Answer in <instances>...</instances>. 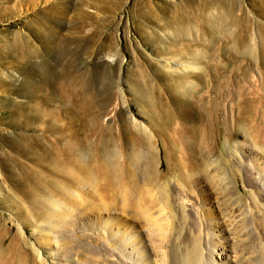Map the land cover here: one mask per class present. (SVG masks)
<instances>
[{
  "label": "rangeland",
  "instance_id": "1",
  "mask_svg": "<svg viewBox=\"0 0 264 264\" xmlns=\"http://www.w3.org/2000/svg\"><path fill=\"white\" fill-rule=\"evenodd\" d=\"M70 33L80 38L76 46L82 54L77 61L60 60L63 67L74 61L71 74L80 79L69 87L81 94L69 103L54 101L36 84L42 82L46 55L63 49ZM243 77H264V0H0V235L5 239L0 264H134L132 247L116 245L111 234L117 231L140 241L138 252H147L148 264H163L170 243L180 242L177 230L185 214L200 223L203 234L195 235L204 246L219 245L215 263L236 264L233 228L242 216L236 212L240 217L233 222L232 213L221 211L217 168L228 176L232 166L238 169L241 193L234 191L230 200L236 210L255 197L243 182L248 160L223 139L205 163L198 157L200 127L192 131L181 123L176 133L168 128L179 127L174 99L232 91L226 112L206 104L209 124L222 135L223 128H231L263 154L261 138L254 142L257 103L235 90ZM261 95L264 99V87ZM214 112L220 115L213 119ZM92 124L108 126L118 143L104 137L92 151L86 141ZM72 132L82 147L70 149ZM152 144L162 175L154 191L167 197L170 234L161 197L153 194L151 202L134 207L133 217L128 204L135 186L128 172L144 171L141 154ZM93 157L97 162H90ZM189 175L202 181L187 192L190 202L180 197V179ZM139 177L137 188L144 185ZM205 209L213 212L216 228L222 224L219 234L200 215ZM12 244L19 254L8 248Z\"/></svg>",
  "mask_w": 264,
  "mask_h": 264
},
{
  "label": "bare ground",
  "instance_id": "2",
  "mask_svg": "<svg viewBox=\"0 0 264 264\" xmlns=\"http://www.w3.org/2000/svg\"><path fill=\"white\" fill-rule=\"evenodd\" d=\"M75 34L81 35L80 33H75ZM66 39H67V42H66V45H64L63 49L59 47L53 48V51H50V53L46 55L47 60L42 62V64L40 65V69L42 70V73H43V78L40 79L42 80V82L39 85L36 84L37 86L36 88L41 89V90H44L47 88L49 95L52 94V96L55 97L54 101L60 99V100H64L65 102L68 101L70 103V100L76 99L77 96L81 94V92H79L78 90L77 92H75V89L70 90L71 87L69 86H73L74 82L76 81L80 82V79L76 78L77 75L71 74V71H74L76 69V66L74 65V61L68 59V61L64 64L65 67H63L61 65L60 60H61V57L70 56L72 58H75V61H77L81 57L82 53L80 50H77L78 46H76L80 44L79 37H74L73 34L70 33ZM72 45L74 46L72 47ZM50 60H53L54 62L51 64L49 62ZM30 66L34 67L32 63ZM58 67H60V69H58ZM71 76L74 77L73 80H69V78L71 79ZM247 79L248 78H245V77H243L242 79H238L235 90L238 93L246 92V94L252 97L253 100L257 103V109L258 108L259 109L256 112V116L254 119L255 123L253 125L254 126L253 130H255L254 132L255 141L254 142L256 144V139L259 140V138H261L262 141L259 143L264 150V99L261 95V90L264 87V77H259L255 79L252 78L251 81L249 80L247 81ZM25 84H26V81L23 82V85ZM239 84H241L242 87H240ZM78 86H79L78 89L81 90L82 84L78 83L77 87ZM206 86L207 87L209 86V82L206 83ZM68 87H69V90L67 93H65ZM245 87L247 90L244 89ZM229 90H233V88ZM231 92L232 91L224 90L222 94L212 95L209 91H206L205 93L201 94L199 97H191V98L187 97V99L181 97L179 99L178 98L174 99V103H175L174 107L175 106L177 107L176 116H177L179 127L174 128V129H170V128L168 129L174 130L176 133L177 129L182 128L181 123H185V125H187L185 126V128H187L188 130H192V131H195L197 130V127H200L203 131V134H202V139H201L202 148L200 149V151H198V157H199V160L204 161L205 163H207L209 160H211L212 157H214L215 150L220 149V144L223 139H225L229 144L235 143L236 146H234V152L241 154V156L243 155V157H245L248 160L247 165H249V168H247L248 167L247 165H245L246 167L244 166V168H242L243 172L245 173L243 182L244 184H247L248 187L255 190V197H252L249 203L243 202L242 205H239V207L235 210L232 206V203H230V200L235 195L234 191L241 193V188L239 186V180H238V176H239L238 171H237L238 169L232 166L231 171L233 172V174L231 176H228V173L226 172L225 168L220 169L218 167L217 169H218L219 180L217 181V186L219 189L218 191H220L219 195L221 197L219 204L221 203L220 208L225 207L221 209L222 212H225L226 210L229 212L228 215L232 213V218L235 216L236 212H240V215L242 216L241 219L237 222L238 223L237 226L233 228L235 232L234 234L236 237V243L234 244V247H235L234 257L236 260V264H264V214H263L264 213V153L260 154L258 151L254 149L252 150L250 148V145L247 143L246 139H244V136L238 135V139H237L234 136V133L231 128L229 127L223 128L222 130L225 131L226 135H222L220 131H219L220 133L214 131L211 125L209 124L211 122L210 108L207 107L206 104H210L211 102L214 105L218 104L226 112V106L229 103V93ZM153 104L151 105L153 106ZM219 115L220 113L214 112L213 119L215 117H218ZM173 116L171 119L174 118ZM120 134H121V137L124 135L123 133H120ZM75 135H76L75 132L74 134L73 132L70 134L71 139L74 138L75 140L73 146H71L70 148L71 150L74 148L76 144L78 147H82V142L78 141V137H76ZM104 137H106L107 140L113 145H116L118 143V137L112 135V132L108 126L100 127L99 125L92 124L89 128V134H88V138L86 141L89 145H92L91 146L92 151H97L99 150L97 148H99V144L102 141V139H104ZM93 138L94 140H92ZM181 138L182 139L184 138L183 135H181ZM180 146L182 147V145ZM188 147L189 145H187V148ZM155 150L156 148L152 144L148 151H142L143 154H141L142 155L141 158L144 161V171H142L141 174L136 172V169H131L130 172H128V176L130 175V178L135 184V186L133 187L130 186L129 192L131 195L129 196H131V198L129 199L130 201L128 200L129 201L128 204L130 205V207H133V208L137 207L139 209V205H141L142 203H145L148 201L151 202L153 194L161 197L162 198V201H161L162 211L167 213V216H168L166 234H170L172 232L173 225H172V222L169 221V217L171 219L172 214H171L170 208L168 207V200H166L167 197L166 195L161 194V191L159 189L154 191V188L156 187V185L160 182L162 178V175L160 172L161 165L160 163H158L160 161L156 160V155L154 154ZM183 151L185 150L183 149ZM251 153H252V156H251ZM251 157H253V159ZM90 162H94V163L97 162V157L96 158L93 157L92 159H90ZM247 173H249L250 178L246 176ZM139 176L142 177V182L144 185L141 186L140 188H137L138 186L137 183L140 181L137 178ZM188 178L189 179L186 181H184L183 179H180L182 183V188H183L181 189L182 191H180V197L184 199L186 198L187 195L190 196V194H187V192L190 193V188L194 187L193 189H197L198 186H200L202 182L199 179H195L196 176L189 175ZM233 182H234V186H232ZM152 183L154 184V186L152 185ZM186 184L188 185L187 188H185ZM208 199L209 198L202 197V204H206V203L208 204ZM125 202L127 203V200ZM129 205H126V206L128 207ZM137 208L133 209L134 210L132 213L133 215L131 214L132 217L137 215ZM199 211H200V215L203 216L204 219L206 220V225L209 227L215 228V231L213 233L217 232L219 234L222 228V224L221 225L219 224L217 226L218 228H216V222H214L215 218H214L213 212L210 211L209 209L199 210ZM199 211H198V215H199ZM259 214H261V216H259ZM240 215H238L237 217H234L233 222L238 220L237 218H239ZM74 224L76 223L74 222L72 225H69L68 227L70 226L72 227ZM199 224L200 223H198L197 218H194V217L190 218L189 216H186L185 214V217H183V220L181 221L180 226L177 230V235H178L177 239L180 240V242L174 245H172L173 242L171 243L169 242L171 244L169 245L170 249L167 254L166 253L163 254L165 255L163 256V259L161 261L163 262V264H217L215 263L216 258L215 259L214 257L212 258V255L215 249H217L219 245L215 246L216 248L214 247L215 248L214 250H212L213 247L211 246V244H209V242L205 243L207 245L208 244L210 245V246L205 245L208 248L204 246V240H202L203 242H201L202 238L198 235H195L196 231L201 230V229L199 230V226H200ZM202 226L204 228L202 229L205 230L206 227H204V224ZM162 228L163 227H161V229ZM207 230H208V227H207ZM159 231L162 232V230H159ZM64 232L67 234L68 231H64ZM111 235L116 238V245L121 247L122 250H124L125 248L130 249V247H132L131 250H133L136 254V256L133 255V258L135 259H132L134 264H148V257H147L148 254L145 250L144 251L142 250L141 253L138 252L140 249L137 248L136 244L139 243L140 241L136 240L134 236L125 234L121 231H117L116 233L112 232ZM63 236H65V234ZM211 243H212V240H211ZM4 244H5V239L3 236L0 235V263L2 262L1 251L4 249ZM8 248L16 250L17 253L19 254L17 248L15 247V244L9 245ZM122 250H120V252H122ZM225 250L226 248L223 246L221 248V252L224 253ZM216 256L218 257V255ZM219 257H220V254H219ZM128 258H130L129 254H128ZM229 264H233V262Z\"/></svg>",
  "mask_w": 264,
  "mask_h": 264
}]
</instances>
